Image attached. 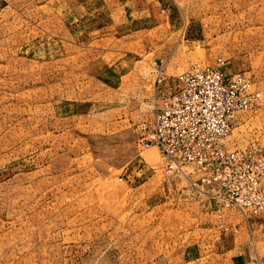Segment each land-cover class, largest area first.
Returning <instances> with one entry per match:
<instances>
[{
  "label": "rangeland",
  "instance_id": "1",
  "mask_svg": "<svg viewBox=\"0 0 264 264\" xmlns=\"http://www.w3.org/2000/svg\"><path fill=\"white\" fill-rule=\"evenodd\" d=\"M209 66L262 95L225 146L263 147L264 0H0V264H185L263 213H219L142 142Z\"/></svg>",
  "mask_w": 264,
  "mask_h": 264
},
{
  "label": "built area",
  "instance_id": "2",
  "mask_svg": "<svg viewBox=\"0 0 264 264\" xmlns=\"http://www.w3.org/2000/svg\"><path fill=\"white\" fill-rule=\"evenodd\" d=\"M184 84L143 125L142 142L166 157L165 172L183 176L215 200L216 210L238 208L246 215L264 210V146L229 149L225 137L241 112L261 103V92L245 73L195 68Z\"/></svg>",
  "mask_w": 264,
  "mask_h": 264
},
{
  "label": "crops",
  "instance_id": "3",
  "mask_svg": "<svg viewBox=\"0 0 264 264\" xmlns=\"http://www.w3.org/2000/svg\"><path fill=\"white\" fill-rule=\"evenodd\" d=\"M233 211L224 216L226 227L211 244L185 249L187 255L190 251L195 254L185 264H264V212L241 219L232 216Z\"/></svg>",
  "mask_w": 264,
  "mask_h": 264
}]
</instances>
